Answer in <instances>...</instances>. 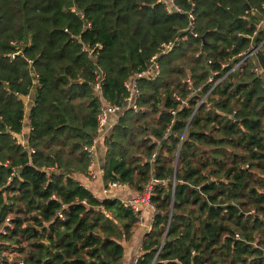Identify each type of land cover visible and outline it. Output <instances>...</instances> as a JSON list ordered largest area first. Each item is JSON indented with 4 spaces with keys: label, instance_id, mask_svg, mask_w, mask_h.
<instances>
[{
    "label": "trees",
    "instance_id": "obj_1",
    "mask_svg": "<svg viewBox=\"0 0 264 264\" xmlns=\"http://www.w3.org/2000/svg\"><path fill=\"white\" fill-rule=\"evenodd\" d=\"M174 5L183 13L158 0H0V264H123L138 214L77 179L87 177L102 105L94 71L102 99L120 103L124 84L175 38L160 74L136 82L139 112L103 139L104 184L137 195L151 186L156 214L140 264H264V44L198 105L210 71L253 32V45L264 42V24L255 31L264 0ZM95 45L90 58L82 48ZM189 86L203 89L189 97Z\"/></svg>",
    "mask_w": 264,
    "mask_h": 264
},
{
    "label": "built area",
    "instance_id": "obj_2",
    "mask_svg": "<svg viewBox=\"0 0 264 264\" xmlns=\"http://www.w3.org/2000/svg\"><path fill=\"white\" fill-rule=\"evenodd\" d=\"M158 2L165 4V10L167 13H172V12L183 13V11L180 8H178L174 5V0H158ZM190 7H191L190 11L186 13V16L188 19L187 31H188V33L193 35V37H196V34L193 32V21H194L193 8H194V4L190 3ZM246 14H247V12L245 13V15ZM263 24H264V5L261 8L260 18L257 21V23L255 24V31L260 30V28L263 26ZM255 35H256L255 32H253L252 36L249 37L250 45L245 51H243L238 56H230L228 59H226L223 63L220 64V70L219 71H216V70L210 71L209 76H208L206 83H205V85L208 87L207 92L200 99V101L198 102V105L205 103L207 96L214 90V88L216 86H218L223 80H225L229 75H231L234 71H236L242 65V63L244 61H246L247 59H250L251 57H253L254 55H256L258 53V51L260 50V47L264 44V42H262L258 46L253 45L252 41H253ZM237 37H241V35L239 34V36L237 35ZM177 41H178V39L175 38L171 42L161 44L158 52L150 58L146 69L140 73H135L131 76V78L124 84V87L126 90V95L123 98V100H121L120 103H109V102H106L102 99V97H101V86L103 83V74H102L101 69L98 67L94 71L95 81L93 83V90L96 94H98L100 96L101 101H102V105H101L99 112H98V115H97V135H96L92 145L90 147H86L84 149L90 158V168H89V171L87 173V178L89 180H95L97 177V173H95L92 170V166H93V162H94V158H95V144L99 140L107 137V135L109 134L111 129L117 124L119 119L123 116V114L126 111H132L134 113L139 112V108L136 104V99L139 97V91H138V87H137L136 82L139 79H143L146 77H151V78L157 77L160 74V69H159V64H158L159 57L168 54L174 48ZM11 46H13L14 48H20L22 46V44L19 42H12ZM98 49H100V46H98V45H95V47H93V48H88L86 46H84L82 48V50L85 53H87V55L90 58H94L95 50H98ZM19 55H21L20 50L11 53L9 55V59L14 60V58L19 56ZM26 62L28 65H31V63H32L28 59H26ZM252 72L258 76H261V73H262L261 67H259L258 65H255L252 69ZM185 82L190 85L189 79H186ZM202 89H203L202 87L197 88V89H193V87L189 86L188 87V90L190 91L189 97L196 95V93L199 94L202 91ZM181 103H182V105H186V101H182ZM25 104H26V107H27V105H31L32 99L26 98ZM172 114H174V113L172 112ZM110 118H111V120H110ZM25 133L26 132H24V130H22L17 135V138H16L17 144H20L22 146L25 145V143H26L25 142V135H26ZM43 171L45 172L47 178L51 177L55 173L54 168H46V169H43ZM122 187H124V186H122L121 184H118L117 182H111V183L104 184V187L102 189V194L105 197H108L112 193V191L118 190ZM150 192H151V186L148 185L144 189L143 193H141L140 195H137V197L135 199L121 202L125 208H130L134 213L138 214L139 222L142 220V216H141L140 211L138 209V204L149 208L151 210V212L153 213V217L156 214L155 207L149 202ZM250 214H253V211L250 212ZM262 221L264 222V219H262ZM6 225H8V224H6ZM235 239L238 240L239 236L235 235ZM252 245L255 246V242H253ZM142 254H143V252L141 251V247H139V249L137 251V255L131 260L130 264H140Z\"/></svg>",
    "mask_w": 264,
    "mask_h": 264
},
{
    "label": "crops",
    "instance_id": "obj_3",
    "mask_svg": "<svg viewBox=\"0 0 264 264\" xmlns=\"http://www.w3.org/2000/svg\"><path fill=\"white\" fill-rule=\"evenodd\" d=\"M28 128L29 125L25 122L23 127L24 132H27ZM103 156L104 147L103 139H101L95 144V158L92 166V170L97 173V177L95 180H89L87 177L83 179H79V177H77V179L80 180L81 185L99 201L105 199H116L124 202L135 199L137 197V194L133 190L125 186L118 190L112 191V193L108 197H105L102 194V189L104 187L102 174ZM138 209L142 216V220L139 222L138 229L134 233L133 237L123 244V264H130L131 260L137 255V251L139 247H141L142 237L150 230L153 221V213L149 208L138 204Z\"/></svg>",
    "mask_w": 264,
    "mask_h": 264
}]
</instances>
